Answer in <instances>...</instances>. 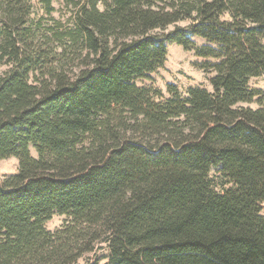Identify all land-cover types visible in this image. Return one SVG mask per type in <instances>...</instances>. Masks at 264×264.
Here are the masks:
<instances>
[{
  "label": "trees",
  "instance_id": "16d2710c",
  "mask_svg": "<svg viewBox=\"0 0 264 264\" xmlns=\"http://www.w3.org/2000/svg\"><path fill=\"white\" fill-rule=\"evenodd\" d=\"M54 1L0 0V264H264V0ZM168 43L212 91L138 85Z\"/></svg>",
  "mask_w": 264,
  "mask_h": 264
},
{
  "label": "rangeland",
  "instance_id": "374dc122",
  "mask_svg": "<svg viewBox=\"0 0 264 264\" xmlns=\"http://www.w3.org/2000/svg\"><path fill=\"white\" fill-rule=\"evenodd\" d=\"M68 1L69 2L66 0H55L53 2L55 7L53 19L55 21L46 19V22L51 24L59 22L60 24L62 23L63 25L69 26L70 18L75 11V8L70 1L78 0ZM57 25L58 24H54V26ZM195 40L199 45L204 43L202 40ZM167 53V59L164 63V66L152 75V80L138 81L139 86H147L152 88L154 91H159L164 98L169 97L167 88L169 84L176 85L183 96L186 95L187 90L191 87H201L212 91L209 79L210 77L214 76V73L211 70H205L202 68L204 62L207 60L197 57L193 51H186L175 43L167 44ZM208 61L211 62V60ZM8 69L9 67L7 65L0 66V77H2ZM37 77H40V74H38ZM32 81L36 82L35 77L32 79ZM250 85L251 87L260 89L264 92V76L252 78ZM243 106H249L251 108L257 109L258 103L254 102L251 104H243ZM29 150L32 157L39 158V154L33 145H30ZM18 170L19 159L17 157H9L7 159L1 160L0 180L17 174ZM210 177L213 180L217 190H219V185L223 180L220 177L218 169H213L211 171ZM66 219V216L55 214L52 219L46 223L45 227L48 231H54L61 227ZM106 256V250H98L94 255L89 257L90 260L97 259L100 264H104L106 263ZM87 258L84 257L86 260ZM84 259L82 260L83 264L86 262Z\"/></svg>",
  "mask_w": 264,
  "mask_h": 264
}]
</instances>
